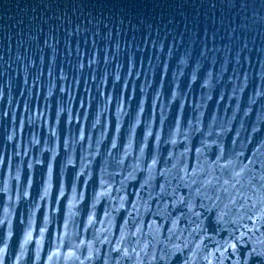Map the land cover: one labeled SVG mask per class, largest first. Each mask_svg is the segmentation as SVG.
Segmentation results:
<instances>
[{
    "label": "water",
    "instance_id": "1",
    "mask_svg": "<svg viewBox=\"0 0 264 264\" xmlns=\"http://www.w3.org/2000/svg\"><path fill=\"white\" fill-rule=\"evenodd\" d=\"M224 127L225 154L217 161L215 147L206 151L214 181L206 191L220 208L230 204L217 222L220 209L193 198L208 165L191 188L179 169L181 153L190 150V172L201 142L219 141ZM233 141L251 168L239 183L218 167ZM154 160L143 195L154 211L166 208L106 219L101 185L139 163L131 209ZM161 169H171L168 180ZM257 189L264 194V0H0V246L14 233L5 264L29 230L24 264H33L42 228L40 264H80L89 245L93 264H149L163 243L185 238L191 243L171 264H183L196 243L216 264L222 252V264H264V217L254 227L252 216Z\"/></svg>",
    "mask_w": 264,
    "mask_h": 264
},
{
    "label": "clouds",
    "instance_id": "2",
    "mask_svg": "<svg viewBox=\"0 0 264 264\" xmlns=\"http://www.w3.org/2000/svg\"><path fill=\"white\" fill-rule=\"evenodd\" d=\"M97 123L99 122V115L96 117ZM137 124H139V120L136 121ZM189 129L193 127V122L189 121ZM133 130H135V126H133ZM201 130L200 128V120L199 117L197 118L195 122V133H199ZM230 129L227 127L221 128L217 130L216 136L220 138L219 141L212 140L209 142L207 139L203 140L200 144V147L196 150V162L192 166V170L189 172L188 170V164H187V157L190 150L186 149L184 153H181V156L184 157V166L180 167L179 169V180L183 182L185 187L191 188L195 183L196 180L194 177H197L201 173L204 172V166L208 165V178L204 179L200 182V188H197L196 191L193 194V198L195 197H202L205 201H212V204L210 205V208H219L220 210L217 213L216 220L217 222L223 221V213L224 208H228L230 204H225L223 208H220L219 205L216 203L215 200L212 199V197L207 193L206 189L211 186L214 181L212 178V165L209 164L208 160L206 159V151L208 149H211L215 147L218 150L219 155L217 156V161L221 159V157L225 154V147L223 143V137ZM151 134V131L149 130L148 134L145 136V140H147L148 135ZM194 134V133H193ZM159 138V137H158ZM8 141L11 142L13 137L9 135L7 137ZM83 139V135H81L79 140ZM33 143L35 144L36 141L33 139ZM173 145L175 144V140L172 141ZM65 144H67V141H65ZM116 147L115 141H113V148ZM233 153L232 155L226 159L225 163L218 164V167L221 169H231V176L233 179L236 180L237 183H239V178L246 172L251 171L250 164H243L242 163V151L237 150L235 147V141H233ZM131 150V143H129L128 148L125 149L124 155L120 158V160L117 162L119 165L123 166L124 160L128 156L129 151ZM141 154L144 152V148L140 149ZM173 156L172 153L169 154V158ZM240 161L241 164L238 167L237 162ZM68 163H71V158L68 159ZM67 166V165H66ZM155 166L156 161L154 160L151 164L147 166L146 175L144 179L140 182V187L135 192V199L132 201L131 209L126 208L128 197L132 194V192L129 190V185L135 184V181L137 179L138 174L142 171L140 168L139 163H137L134 166L130 167V170L124 172V174L121 176L120 171H115L113 173V181L112 183H105L101 185L102 188V194L105 195L108 199L109 206L105 209V216L106 219L110 216H113L115 214H118L120 211H127L128 216L132 218L133 216H139L142 217L143 215L147 214L150 211H154L150 207V199L145 198L143 193L146 188H150L151 182L154 178L155 173ZM176 168V163H173L171 169ZM171 169H161L159 172L160 176H163L165 180L169 179V175L171 172ZM83 171V169L81 170ZM51 176V168H49V179ZM120 176V179L116 181V177ZM227 181H224V184H227ZM235 187V185H233ZM50 188V185L46 187L45 189V195H47L48 190ZM201 189H205V191H201ZM75 192V189L73 190ZM165 191V184L160 185V192ZM63 194V193H61ZM217 199H219V196H217ZM179 201H182V198L178 197ZM254 203L256 209L252 216L254 217L255 223L258 222V220L261 217H264V194H261V192L257 189L254 197ZM259 206V207H257ZM166 208V204L157 210L154 211L155 215L160 214V212ZM189 208H191V203H189ZM47 219V218H45ZM3 221H0V224H2ZM88 225L90 226L92 224V217L89 216L88 218ZM199 227V226H198ZM141 232L140 225L136 226V232L132 233L133 236H136ZM14 233L9 232L7 235V238L4 239V243L2 246H0V264H5V259L8 253V248L12 243ZM45 236V229L42 228L40 230V238L35 240V249H34V260L33 264H40L41 260V249L42 244ZM104 236L103 233L100 234V236L97 237L98 244L102 246L104 243V240H106V237H104V240H102L100 237ZM238 239H243V236L239 237ZM179 241V239H177ZM235 242H238L235 238ZM33 243V233L31 230L27 231L26 233L22 234L21 238L17 242V253L12 261V264H24L26 258L29 246ZM59 243V240L57 241V244ZM191 241L187 238L183 240V242H172V243H163V246L160 249L159 255L157 256L155 252L153 255H151V259L149 260V264H171V261L173 258L177 255H184L185 250L188 248ZM202 243L195 244V246L192 248V251L189 252L186 256V258L183 261V264H216V262L212 259L211 256L203 255L197 251V249L200 247ZM225 244H228L227 241H225ZM231 246V245H229ZM76 248H79L80 245H76ZM90 250L86 257H84L83 260L80 261V264H93L94 260L98 257H94L93 253L91 251V245H89ZM223 247V245L221 246ZM144 247H141L140 251H143ZM253 252H256L254 249ZM258 255H264V251L258 252ZM55 255V253L53 254ZM233 255H235V252H233ZM212 256H215V253L212 254ZM78 258V257H77ZM139 254H137V259H139ZM224 258L223 252L220 256V264H222ZM52 257H49V261H51ZM79 259V258H78ZM105 264H108L107 259H105ZM244 264H247V260L244 262Z\"/></svg>",
    "mask_w": 264,
    "mask_h": 264
}]
</instances>
